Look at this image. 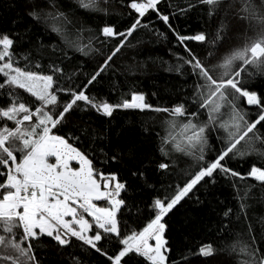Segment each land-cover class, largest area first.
Listing matches in <instances>:
<instances>
[{
	"label": "snow or ice",
	"instance_id": "obj_1",
	"mask_svg": "<svg viewBox=\"0 0 264 264\" xmlns=\"http://www.w3.org/2000/svg\"><path fill=\"white\" fill-rule=\"evenodd\" d=\"M113 4H3L0 264H264V0ZM78 9L131 20L93 28ZM193 19V32L174 23ZM157 42L181 81L168 105L119 80L146 66L118 65V54ZM121 112L137 118L116 123ZM188 207L212 239L175 249L171 229Z\"/></svg>",
	"mask_w": 264,
	"mask_h": 264
},
{
	"label": "trees",
	"instance_id": "obj_2",
	"mask_svg": "<svg viewBox=\"0 0 264 264\" xmlns=\"http://www.w3.org/2000/svg\"><path fill=\"white\" fill-rule=\"evenodd\" d=\"M9 0H3V3H0V15H11L9 9L4 7V3H8ZM110 10L114 7L117 11H123L126 13V9L121 8L119 0H114V4L110 5ZM81 13V18L85 19L88 24L93 28L102 27L103 23L107 19L115 21L119 26L126 27L131 20V17L125 15L122 16H113L111 18L103 17L99 14H94L88 12L86 9H78ZM179 25V29L184 31L185 29L188 32H193L199 27V23L196 19L189 21H176L174 22ZM188 25H191L188 27ZM153 27L157 30H163L164 26L162 22L155 21ZM143 30H141V34ZM137 34L134 33V36ZM174 42V38H173ZM239 42V41H237ZM135 43V41H133ZM111 47V44L108 45ZM170 45L157 42L155 44L147 43L138 45L136 48H128L122 50L123 55H119L117 64L124 63L125 65L132 64L136 65L137 62L144 64V68H136L135 75L125 74L120 76L119 80L123 86L124 91L129 89H134L141 91L147 94V99L149 103L152 104H161L168 105L172 102H176L181 98L180 88L181 81L180 79L165 71L167 65L163 64L162 61H170L171 58L168 54V48ZM179 51V49H177ZM135 56V60L132 57ZM92 64H86L85 70L91 71ZM104 92L107 94V89H104ZM155 93V95H153ZM117 95H108L107 98L116 102ZM147 115H154L148 113ZM137 116L135 114L129 113H118L116 115V123L123 124L128 121L135 120ZM218 146V145H217ZM233 166L237 167L241 172H245L248 168L247 163L237 164L233 162ZM254 183V182H253ZM219 195L227 204L236 207L237 202L233 199V189L223 186L219 189ZM188 216L191 218V222L187 225H184V217ZM206 223V218L202 217L201 214L197 213L195 209L188 207L185 211L176 218L174 226L171 229L170 234V243L175 249H183L186 247H195L201 241H208L212 239L211 233L204 227V224L201 221ZM183 225V226H181ZM43 258V257H42ZM51 259V257H49ZM223 258L212 259L211 264H222ZM45 264H48V260L45 261Z\"/></svg>",
	"mask_w": 264,
	"mask_h": 264
}]
</instances>
